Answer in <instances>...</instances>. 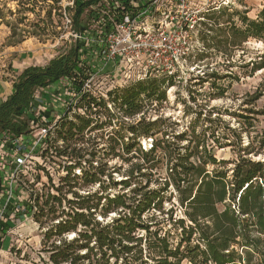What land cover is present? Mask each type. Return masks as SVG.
Returning <instances> with one entry per match:
<instances>
[{
  "label": "trees",
  "instance_id": "trees-1",
  "mask_svg": "<svg viewBox=\"0 0 264 264\" xmlns=\"http://www.w3.org/2000/svg\"><path fill=\"white\" fill-rule=\"evenodd\" d=\"M10 1L16 4L10 15L37 17L30 32L21 31L22 38L28 33L53 40L62 32L56 30L61 22L54 23L52 16L62 0ZM71 1L70 30L82 36L89 7L116 2L129 12L137 10L131 2L141 0ZM261 1L254 19L229 6L203 13L214 18L231 10L229 20L235 16L240 23L225 21L215 29L210 25L208 31L215 30V35L207 40L216 38L215 46L225 55L228 47L239 48L250 38L264 43ZM2 12L0 7V24L10 28V37L16 36L21 21L5 20ZM114 18L118 21L121 13ZM61 40L67 46L63 52L45 65L25 67L12 79L11 92L0 98V134L18 137L30 132L27 114L37 91L66 80L81 92L75 108L83 113L67 111L51 125L45 122L43 147L35 151L42 161L57 159L63 172L55 183L37 161L36 170L45 173L47 185L33 194L30 211L43 229V264H264V157L254 159L264 155V128L255 136L243 127L229 129L230 141L224 132L216 135L209 117V125L197 130L200 114L179 132L172 128L175 122L160 116L151 120L146 109L166 100L174 75L131 81L94 97L82 90L90 76L82 59L83 42ZM258 71L262 77L251 103L264 96V49L250 73ZM247 110L264 116V110ZM240 116L243 124L253 126L250 116ZM243 132H248L247 144ZM149 139L150 145L142 146ZM225 146L232 147L234 157L217 159L215 147Z\"/></svg>",
  "mask_w": 264,
  "mask_h": 264
},
{
  "label": "rangeland",
  "instance_id": "rangeland-1",
  "mask_svg": "<svg viewBox=\"0 0 264 264\" xmlns=\"http://www.w3.org/2000/svg\"><path fill=\"white\" fill-rule=\"evenodd\" d=\"M1 1L3 0H0V7L3 9L4 19L14 23L21 22L18 23L17 35L14 37H10L11 30L7 25L0 24V92L3 86L10 84L17 71L30 64L45 65L66 49L67 46L61 39L70 43L72 38H80L83 42L82 59L86 67L85 73L90 75L82 87L83 91L94 97L104 96L108 90L122 87L132 81V71L124 70L118 64L107 63L101 56V51L107 47V23L115 20V13L125 12V9L116 2L89 7L85 11L86 15L83 16L86 30L82 36H79L70 30L67 7L72 5V1L62 0L61 8L52 11L54 23L58 20L61 22L56 30L59 31L62 28V32L53 40H40L29 36L28 33L25 38H22L23 34H20L23 33L22 30L31 31L30 23L36 21V15L32 13L10 15L8 10L15 12V2L5 0V3L1 4ZM231 1L233 3L228 5L232 8L231 10L243 12L249 19L256 18L262 8L261 0ZM145 2V0L132 1L131 5L137 9ZM231 10L225 13L217 12L214 18L197 13L196 16H199L201 20L197 27L196 38L199 45H196V49L202 53L195 50L186 57L180 69L170 74L174 75L173 85L166 89V100L161 105L155 103L148 107L145 112L147 117L152 120L160 116L167 119L169 123L175 122L172 128L179 132L186 128L192 118L200 114L197 130L209 125L206 121L209 117L213 121L212 127L217 129L216 135L224 132L230 141L234 139L229 129L241 130L243 127L249 129L251 136H255L264 128V116L247 110H264V96L255 103L250 102V96L262 77L261 71L251 75L252 62L264 49V43L250 38L239 48L228 47V53L225 55L220 52L221 48L215 46L216 38L213 41L207 40L211 35H215V30L208 31L210 25L215 29L223 26L225 21L240 24L235 16L229 20ZM133 11L135 10L129 12ZM190 11L192 10L187 11L188 14ZM44 12L43 10L41 15H44ZM202 23L205 25L203 26ZM60 82L47 95L49 103L55 105L49 118L47 115H41L38 104L34 102L36 107L33 105L27 114V116L30 115V132L18 137L9 136L6 133L0 134V143L3 144L0 148V264H43L42 257H45V253L41 251L43 229H40L39 224L33 220L30 211L33 194L41 192L43 185H47L45 173L36 170L37 161L49 170L55 183L63 172L57 166V159L53 158L49 161L50 156L42 161L35 151L40 150V134L43 133L45 122L51 125L67 111L69 115L84 111L75 108L81 92L73 88L69 81L60 80ZM39 91L35 95V101L41 99L43 91ZM240 115L250 116L253 126L243 124V118ZM113 128L117 129L118 126L113 125ZM242 139L244 144L248 143V132H243ZM149 145L150 139L142 140V146ZM214 152L219 160L234 157L231 146L215 147ZM263 157L264 155H259L254 159H263ZM18 159L24 161L19 164ZM116 162L120 163L118 160L111 161L112 164ZM122 164L124 168L127 167L126 163ZM35 175L39 177L36 178ZM116 176L118 179L121 177L118 174ZM9 183L12 185V196L7 200L5 192H8L10 188ZM165 207L168 208L169 203L165 202ZM68 236L72 237L73 234Z\"/></svg>",
  "mask_w": 264,
  "mask_h": 264
},
{
  "label": "built area",
  "instance_id": "built-area-1",
  "mask_svg": "<svg viewBox=\"0 0 264 264\" xmlns=\"http://www.w3.org/2000/svg\"><path fill=\"white\" fill-rule=\"evenodd\" d=\"M145 1L134 14L125 11L118 21L107 23V47L101 51L107 63L132 71V81L170 75L180 69L188 55L199 51L196 37L201 18L197 13L233 3L231 0ZM42 132L40 148L47 129L43 128ZM18 160L19 164L24 161ZM9 186L5 192L7 200L12 196V185Z\"/></svg>",
  "mask_w": 264,
  "mask_h": 264
},
{
  "label": "crops",
  "instance_id": "crops-1",
  "mask_svg": "<svg viewBox=\"0 0 264 264\" xmlns=\"http://www.w3.org/2000/svg\"><path fill=\"white\" fill-rule=\"evenodd\" d=\"M30 65H33V64H30ZM27 66H29V65H27ZM27 66H25V67H27ZM25 67H23L20 71H17L16 73L17 74L20 73ZM61 81L63 82V80H61ZM58 83H61V82L57 81V82L53 83L49 88L41 89L40 91H43L42 96L40 97L41 99H37V101H34L36 104H38L39 109H40L39 111H40L41 115H47V117H48L51 114L52 110H54L53 107H55V105L53 106L52 103H49L50 100L47 99L48 98L47 95L50 94L51 90ZM11 85H12V81L7 86H5V87L3 86L2 91L0 92V98L1 99H5V97L11 92ZM34 106L36 107V105H34ZM51 106H52V108H51Z\"/></svg>",
  "mask_w": 264,
  "mask_h": 264
}]
</instances>
